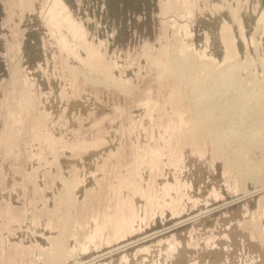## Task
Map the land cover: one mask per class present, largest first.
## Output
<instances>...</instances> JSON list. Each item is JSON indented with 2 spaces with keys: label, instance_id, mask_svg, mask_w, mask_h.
Here are the masks:
<instances>
[{
  "label": "rangeland",
  "instance_id": "rangeland-1",
  "mask_svg": "<svg viewBox=\"0 0 264 264\" xmlns=\"http://www.w3.org/2000/svg\"><path fill=\"white\" fill-rule=\"evenodd\" d=\"M47 1L0 0V264L72 263L192 215L93 264H264V128L255 136H262L259 143L250 139L260 116L244 115L245 123L237 105L225 106L223 113L233 112L220 120L231 119L233 126H226L219 110L198 102L210 89L218 102L243 87L241 106L264 93V0H65L90 41L88 51L77 39L71 44L97 74L86 82L82 72L67 69L58 40L43 24ZM187 50L214 66L177 64ZM118 80L129 90L115 86ZM27 97L34 105L22 109ZM252 100L247 107L260 102L258 95ZM232 131L247 134L228 140ZM6 133L11 140L2 139ZM46 133L61 142L104 140L79 150L59 144L54 160ZM240 138L250 142L236 151ZM59 166L77 190L70 208L57 196L64 190L54 174ZM246 172L253 178L248 194L241 192ZM50 236L66 251L62 263L48 257Z\"/></svg>",
  "mask_w": 264,
  "mask_h": 264
},
{
  "label": "bare ground",
  "instance_id": "bare-ground-1",
  "mask_svg": "<svg viewBox=\"0 0 264 264\" xmlns=\"http://www.w3.org/2000/svg\"><path fill=\"white\" fill-rule=\"evenodd\" d=\"M239 2V1H238ZM22 3V2H21ZM172 4V3H171ZM174 4V3H173ZM224 5V4H223ZM244 5V4H243ZM178 6V5H177ZM189 6V5H188ZM182 7V6H181ZM185 7V6H184ZM190 7H192V6H190ZM182 12L185 10V8H184V10L182 9V8H180V7H178ZM188 8V7H187ZM186 8V9H187ZM227 8H229V7H227ZM231 8V7H230ZM192 9V8H191ZM190 9V10H191ZM264 10V9H263ZM166 11V10H165ZM233 11V10H232ZM235 11V10H234ZM259 11V10H258ZM172 12V11H171ZM181 12V13H182ZM236 12H238V11H236ZM240 12V11H239ZM255 12V11H254ZM264 12V11H263ZM262 12V13H263ZM180 13V12H179ZM186 13V12H185ZM231 13V12H230ZM233 13V12H232ZM231 13V14H232ZM171 14V13H170ZM237 15H238V13H237ZM236 14H233V16H231L232 18H234V20H236V22L235 23H237V20H238V16H237ZM262 15V14H261ZM264 15V14H263ZM40 16H41V18L43 19V21H44V23L43 24H45V25H47L46 26V28L48 27L49 28V33H50V35L52 36V37H54V39L56 38L57 40H58V42L57 43H59L58 45V47L60 48H62V51H60V52H63V53H61V54H63L62 55V58H63V61L66 63V66H67V69L71 72V73H79V72H82L83 73V80L86 82L88 79H89V81L90 80H94V78H95V76L97 75V74H95V76L94 75H92L91 74V71H93V68H91L89 65H88V60H86V59H84V58H82V57H80L77 53H74V51L72 50V47H71V44H75V41L73 42V38H74V40L75 39H77L76 41V44L78 43V45L80 46V48L82 47L83 49H85L86 51H88V49L90 48V41H88V39L86 38V30H85V27H84V25L82 24V23H80V20H78V19H76L73 15H72V12H71V8H69L68 7V5H67V3H66V1L65 0H48L47 1V4L43 7V9H41V11H40ZM246 17V16H245ZM11 18V17H10ZM253 18V17H252ZM262 19V18H261ZM240 20V19H239ZM238 20V21H239ZM247 21V20H246ZM261 21V20H260ZM260 21H258L257 23H259ZM263 21H261V23H262ZM241 24V23H240ZM239 24V25H240ZM260 25V24H259ZM258 24H257V26L258 27H261V26H259ZM263 26H264V24H262ZM262 26V27H263ZM232 27V26H231ZM257 27V28H258ZM261 27V28H262ZM244 28V27H243ZM256 28V27H255ZM242 29V28H241ZM227 30V29H226ZM243 30V29H242ZM259 30V29H258ZM244 31V30H243ZM242 31V32H243ZM254 31V30H253ZM257 31V30H256ZM263 31V30H262ZM224 36L226 37V39H227V41L229 42V38L231 37V33H230V31L228 32H226L225 30H224ZM251 33V32H250ZM240 34H242L241 33V31H240ZM244 34V33H243ZM242 34V35H243ZM253 34V33H252ZM49 35V36H50ZM245 35V34H244ZM50 36V37H51ZM254 36V35H253ZM264 36V35H263ZM178 39L179 38H181V37H177ZM178 39H176V40H178ZM225 39V38H224ZM225 39V40H226ZM176 40H175V42H176ZM256 40V39H255ZM178 41H181L182 42V40H178ZM226 41V44H228V42ZM73 42V43H72ZM174 42V43H175ZM255 42V41H254ZM175 44H177V43H175ZM231 44V41L229 42V45ZM73 46V45H72ZM75 47L77 46V45H74ZM231 46V45H230ZM246 46H247V44H246ZM227 47V46H226ZM61 48H60V50H61ZM77 48V47H76ZM80 48L79 49H77V50H80ZM83 49H81V51H83ZM255 49V48H254ZM105 50V49H104ZM258 50V49H257ZM93 51V50H92ZM92 51L90 50L89 52L90 53H92ZM256 51V50H255ZM31 52V51H30ZM30 52H29V56H32L33 54H32V52H31V54H30ZM76 52V51H75ZM85 52V51H84ZM95 52V51H94ZM93 52V53H94ZM105 52V51H104ZM28 53V52H27ZM78 53H80V52H78ZM86 53V52H85ZM88 53V52H87ZM185 53V52H184ZM98 54V53H97ZM171 54V53H170ZM170 54H169V56H170ZM27 55V54H26ZM88 55H90L89 53H88ZM101 55V54H100ZM102 55H104L103 53H102ZM101 55V56H102ZM28 56V57H29ZM95 56V55H94ZM94 56H92V57H94ZM185 56H186V59H178L177 61H176V63L177 64H185V63H187L189 60H191V61H194V64L195 65H198V66H202L203 64H209L210 63V65L209 66H211L212 64H211V62L210 61H205V62H202V61H198V60H196L195 59V57H196V55L194 54V53H192L191 52V50L190 51H186V54H185ZM90 57V56H89ZM171 57V56H170ZM177 57V56H176ZM99 58V61H101V60H104V59H101L100 60V58L101 57H99V54H98V56H97V58L95 57V59L97 60ZM238 58V57H237ZM234 59V58H233ZM240 59V58H239ZM74 60H77V62L79 63V64H83L85 67H84V69L83 68H81L80 67V65H73L72 63L74 62ZM95 60V61H96ZM175 60H176V58H175ZM236 60V59H235ZM237 61V60H236ZM236 61H233V68H234V70L235 69H237V68H239V63H237ZM75 63V62H74ZM105 63H107V65L109 64L108 62H105ZM175 63V62H174ZM193 63V62H192ZM245 63L248 65V67L247 68H249L250 66H251V63H250V61L248 60V59H246L245 60ZM96 64V63H95ZM230 64V62H228V65ZM240 64H242V63H240ZM107 65H104V66H106L107 67ZM11 66V65H10ZM82 66V65H81ZM109 66V65H108ZM113 66H115L114 64H113ZM180 66H182L183 68H184V65H180ZM197 66V67H198ZM200 66V67H201ZM214 65H212V67H213ZM19 67H20V64H19V62H15V64L11 67L12 69V73L13 74H15L16 75V73H18V71H19ZM226 67H229V66H226ZM225 67V68H226ZM113 68V67H112ZM111 68V66L109 67V68H107V69H112ZM177 68V67H176ZM179 68V67H178ZM263 68V67H262ZM106 69V70H107ZM196 69V68H195ZM214 69V68H213ZM231 69V68H230ZM113 70V69H112ZM264 70V69H263ZM180 71V70H179ZM235 71H237V70H235ZM94 72V71H93ZM92 72V73H93ZM182 73V72H181ZM181 73H179V74H181ZM223 73H225V72H223ZM232 73H233V75H234V72L232 71ZM228 74V73H227ZM17 75H19V74H17ZM75 75V74H74ZM225 75V74H224ZM30 76V75H29ZM73 76V75H72ZM94 76V77H93ZM183 76V75H182ZM227 76V75H226ZM225 78V77H224ZM228 78V77H227ZM250 78V77H249ZM107 79V78H106ZM134 79V78H133ZM231 79V78H230ZM230 79H227V81H225L226 83H225V85L226 84H228V80H230ZM187 80V79H186ZM189 80V79H188ZM225 80V79H224ZM105 81V80H104ZM232 81V80H231ZM235 81V80H234ZM234 81H232L233 83H234ZM27 82V81H26ZM107 82V81H106ZM125 83V82H124ZM124 83H122V81L120 82L119 80H118V82H116L115 83V86H119V88L120 89H122L123 91L124 90H129L128 88L130 87L129 85H128V87H126V83L124 84ZM133 83V82H132ZM230 83V82H229ZM232 83V84H233ZM13 84V83H12ZM130 84V83H129ZM216 84V83H215ZM133 85V84H132ZM214 85V84H213ZM218 85V84H217ZM224 85V86H225ZM238 85H239V83H237V85L235 86V87H238ZM241 85V84H240ZM216 86V85H215ZM228 86V85H227ZM231 86V88H232V85H230ZM230 86H229V88H230ZM132 87V86H131ZM217 87H220V86H217ZM226 87V86H225ZM233 87H234V85H233ZM252 87V86H251ZM250 87V88H251ZM221 88V87H220ZM226 88H228V87H226ZM228 88V89H229ZM240 88V87H239ZM243 88V87H242ZM241 88V91H243V89ZM249 88V89H250ZM235 89V88H234ZM211 90V89H210ZM209 90V91H210ZM212 90H214V86H213V89ZM222 90V89H221ZM220 89L218 90L217 89V91H221ZM225 90H227V89H225ZM239 90V89H238ZM237 90V91H238ZM206 92V93H201L200 94V97L201 98H199L198 99V102H204L205 100H207V102H204L205 104H204V108L205 109H207V110H219V112H220V115H218L219 116V121L221 120H223L224 119V117H226L227 116V113L228 112H226V111H224V113L222 112L223 111V108L226 106H233L234 107V105H237V107L240 109V112H241V114H243V115H240L239 114V116L241 117H243L244 115L246 116V115H248V114H250V115H252V113H253V116H255L257 113H258V115L260 116L259 117V121L257 122V120H255V117H257V115L254 117V121L255 122H257L255 125V127H253L254 129H252L251 131V135H252V137H250V139H252L253 140V138L255 139V136H258L259 134V132L261 131V129H263L264 128V93H261L262 91H260V93L259 94H257L258 95V97L260 98V102H261V104L262 105H260L258 102H257V104L256 103H254L255 104V106L254 105H252V107L253 108H255L256 107V110H252V107L251 108H249V107H247V106H249L248 105V102H249V100L251 99V103L253 104V102H256L257 100H255V101H253L252 100V98L254 97V96H257V95H253V97L251 98V97H248V96H250V95H247V97H248V100H246L247 98H246V95H244L245 96V100H246V102L245 101H243L244 103H246L247 105L245 106V105H242L241 106V102H242V98L241 97H243V100H244V96H241V95H243V93L244 92H242L241 94H240V92L241 91H239V93H238V95L237 96H235V94L233 95V93L230 95V93H229V95L230 96H232V98L231 99H229V100H227V98H226V100H224L225 99V97L223 98V97H219V99H218V102H217V100H213V99H215V98H211L210 96H209V93H211V91L210 92ZM252 91V90H251ZM125 92H129V91H125ZM213 92V91H212ZM215 92V91H214ZM213 92V93H214ZM233 92H234V90H233ZM236 92V91H235ZM264 92V91H263ZM222 94L223 92H219V94ZM215 94V93H214ZM213 94V95H214ZM227 94V93H226ZM225 94V95H226ZM237 94V93H236ZM240 94V95H239ZM245 94V93H244ZM246 94H247V92H246ZM251 94H253V93H251ZM218 95V94H217ZM224 95V94H223ZM216 96V95H215ZM235 96V97H234ZM24 96H22V98H23ZM227 97V96H226ZM222 98H223V101H226V102H224V104L221 106V108L219 107V105L221 104V102H220V104H218L219 103V101H220V99L222 100ZM250 98V99H249ZM240 99H241V102H240ZM19 100V99H18ZM27 104L24 106V107H22V109L24 108V109H28L27 107H29V105H34L33 103H34V100H33V98H31V97H27ZM222 101V102H223ZM253 101V102H252ZM24 102H25V100H24ZM148 102H150V101H148ZM238 102H240V104H239V106H241V107H239L238 106ZM19 103V102H18ZM76 103H78V101L76 102ZM151 103V102H150ZM243 103V104H244ZM152 104V103H151ZM82 105V104H81ZM71 106V105H70ZM77 106V105H76ZM149 106V105H148ZM20 107V106H19ZM26 107V108H25ZM147 107V106H146ZM152 107H154V105H152ZM195 107V106H194ZM225 107V108H226ZM82 108V107H81ZM149 108H151V107H147V109L149 110ZM198 108V107H197ZM201 108V107H200ZM235 108V107H234ZM249 108V109H248ZM199 109V108H198ZM251 109V110H250ZM30 110H31V108H30ZM148 110H147V112H148ZM196 110V109H195ZM224 110H226V109H224ZM227 110H229V108H227ZM19 111H20V109H19ZM231 111V110H230ZM229 111V112H230ZM21 112V111H20ZM218 112V113H219ZM225 112H226V116H225ZM255 112V113H254ZM19 113V112H18ZM210 113H212V112H210ZM15 114V113H14ZM20 114V113H19ZM232 114H233V112H232ZM232 114H230L231 116H232ZM237 114V113H236ZM255 114V115H254ZM18 115V114H17ZM17 115L15 114V116H16V118H17ZM230 115H228V116H230ZM19 116V115H18ZM227 116V117H228ZM234 116H235V114H234ZM253 116H250V118L251 117H253ZM20 117V116H19ZM27 117V116H26ZM241 117V118H242ZM247 117V116H246ZM246 117H243V118H246ZM218 118V117H217ZM237 118V120L238 119H240V118H238V116L236 117ZM242 118V119H243ZM258 118V117H257ZM20 119H23V118H21L20 117ZM19 119V120H20ZM35 119V118H34ZM104 119V118H103ZM247 119L248 118H246V119H243V120H245L244 122L245 123H249V120L247 121ZM36 120V119H35ZM217 120V121H218ZM231 120V119H230ZM229 119L226 121H224V122H221L220 121V123L222 124V123H224L225 125H226V122H228V121H230ZM243 120H241L240 122L241 123H243ZM23 120H21V122H22ZM38 121H39V119H38ZM41 121V120H40ZM44 121V120H43ZM216 121V120H215ZM214 121V122H215ZM216 121V122H217ZM218 121V122H219ZM247 121V122H246ZM33 122H35V121H33ZM42 122V121H41ZM46 122V121H45ZM218 122H217V124H218ZM238 122V121H237ZM251 122H252V124H253V121L251 120ZM250 122V123H251ZM15 123V122H14ZM219 123V124H220ZM232 122L230 121V124H231ZM241 123H239V124H241ZM11 124H13V123H11ZM34 124H36V122L34 123ZM229 123H227V125H228ZM229 124V125H230ZM251 124V125H252ZM37 125V124H36ZM38 125H39V123H38ZM37 125V126H38ZM225 125H222V126H225ZM226 125V126H227ZM232 125V124H231ZM230 125V126H231ZM245 125V124H244ZM243 125V126H244ZM247 125V124H246ZM40 126H41V124H40ZM39 126V127H40ZM43 126V125H42ZM230 126H229V129H230ZM233 126V125H232ZM248 126V125H247ZM249 126H250V124H249ZM248 126V127H249ZM252 126H254V125H252ZM251 126V127H252ZM246 127V126H245ZM35 128V127H34ZM41 129H42V127H40ZM234 128H237V127H233V129ZM38 129V128H37ZM228 129V130H229ZM232 129V128H231ZM243 129H245V128H243ZM248 129V128H247ZM230 131V130H229ZM234 131V130H233ZM232 131V133H230V134H232V135H230L232 138H227L228 140L229 139H233V137L235 138V139H237V136L240 134H238V133H234V132H236V131H234L233 132ZM243 131H245V130H243ZM262 131H264V130H262ZM261 131V132H262ZM226 132V131H225ZM238 132V131H237ZM227 133H228V131H227ZM242 133V132H241ZM262 133H264V132H262ZM262 133H260L261 135H262ZM36 134V133H35ZM39 134H40V132H38V136H39ZM246 132H245V135H243V134H240V135H243V136H246ZM256 134H258V135H256ZM239 135V136H240ZM250 134H248L247 136H251ZM35 136V135H34ZM236 136V137H235ZM239 136H238V138H239ZM242 136V137H243ZM241 137V136H240ZM5 138V140L7 139H12V135H10L9 133H6V135L4 134L3 135V138L2 139H4ZM245 138V137H244ZM243 138V139H244ZM262 138V136L260 137V138H258V141L255 139L254 141L255 142H258L259 143V140ZM264 138V137H263ZM262 138V139H263ZM10 139V140H11ZM39 139V138H38ZM43 140H45L46 141V143H48L49 144V146H51V148H52V155H53V158H54V160L55 159H57V150L59 149V147H60V145L59 144H62V145H66V146H68V147H70V149L71 150H79V149H84V148H90L91 146H97V145H99V144H101L102 142H103V140H104V138H103V140L102 139H92V140H89V141H87V140H85V139H83V140H79V141H74V142H61V141H53L52 140V138L46 133V134H44V136H43V138H42ZM235 139H233V140H235ZM249 138H246V139H244V141H246V142H248L249 140H250ZM226 139H224V141H225ZM239 140V139H238ZM222 141V140H221ZM237 141V140H236ZM236 141H233L234 143L233 144H235V142ZM240 141H241V138H240ZM240 141H237V142H239L238 144H237V146L238 147H236V151H237V149H241V150H243L244 148L243 147H245V146H247V145H245V143L246 142H240ZM254 141H251L252 143H255ZM61 142V143H60ZM227 142V141H226ZM250 142V141H249ZM248 142V143H249ZM247 143V144H248ZM250 144V145H253V144ZM103 144H105V143H103ZM227 144V143H226ZM229 144V143H228ZM245 145V146H244ZM249 144H248V146H250ZM262 145V146H261ZM95 146V147H96ZM229 146H230V144H229ZM254 146V145H253ZM259 146H261L260 148H263L264 147V145H263V143L261 144L260 143V145ZM259 146H257V147H259ZM220 147V146H219ZM222 147V146H221ZM226 147H228L227 145H226ZM225 147V145H224V147H223V149H225L226 148ZM256 147V146H255ZM102 148V147H101ZM230 149H231V147H229ZM243 148V149H242ZM246 148V147H245ZM248 148V147H247ZM221 149V148H220ZM223 149H221L222 151H224ZM220 150V151H221ZM226 150V149H225ZM240 150V151H241ZM260 150H262V149H260ZM264 150V149H263ZM230 151V150H229ZM236 151H235V153H236ZM264 153V152H263ZM237 154V153H236ZM238 154H239V151H238ZM234 155V154H233ZM241 154H239V156H240ZM236 156V155H235ZM239 156H237L238 157V160H239ZM231 158H233V156L231 157ZM230 158V160H232ZM241 158V157H240ZM235 159H236V157H235ZM229 160V161H230ZM238 160H235V161H237V163H238ZM32 161V160H31ZM234 161V160H233ZM233 161H231V166L233 165ZM57 162V161H56ZM240 162H243V159L241 158V161ZM245 162V161H244ZM54 163V162H53ZM236 163V162H235ZM52 164V163H51ZM57 164H58V162H57ZM53 165V164H52ZM245 165V163L242 165L243 167H246V166H244ZM235 167V166H234ZM241 167V166H240ZM240 167L239 168H237V169H239L240 170ZM244 169H246V168H242V170H244ZM238 170V171H239ZM248 171V170H247ZM241 172H245V171H241ZM250 172H252L251 171V169H250ZM250 172H246L243 176H244V184H243V188L241 189L242 191V193H251V192H253V191H250L251 189H250V187H252V185L251 184H248V180H250V183H251V181L253 182V180H251V179H253L252 178V176H251V174L253 173H250ZM240 173V172H239ZM31 174V173H30ZM55 175H56V177H57V179L59 180V182L61 183V185H63V188H64V190H62L61 192H58V195L57 196H59V198H60V200H59V202L61 201V199H64L65 200V204H67V205H69V208H70V206H71V204H73V203H75V197H76V195H77V190H74L73 189V186H72V182L70 181V178H69V176L64 172V170L62 169V167L61 166H59V169L54 173ZM241 176H242V174H241ZM240 176V177H241ZM242 176V177H243ZM241 177V178H242ZM257 178V177H256ZM255 178V179H256ZM33 182V181H32ZM246 182V183H245ZM242 183H243V181H242ZM35 184V183H34ZM261 184V183H260ZM93 186V185H92ZM260 186V185H259ZM262 186H264V184L263 185H261V187ZM255 187V186H254ZM34 188H35V186H34ZM34 188H33V190H34ZM81 188V187H80ZM256 189V188H255ZM254 189V190H255ZM37 190V189H36ZM88 191V190H87ZM60 193V194H59ZM49 195V194H48ZM246 195V194H245ZM78 197V196H77ZM237 199V198H236ZM235 200V199H234ZM77 201V200H76ZM78 202V201H77ZM229 202V201H228ZM234 202V201H233ZM231 203V202H230ZM64 204V205H65ZM76 204V203H75ZM224 204V203H223ZM226 204V203H225ZM228 204V203H227ZM73 207H74V205H73ZM217 207H219V205H217V206H214L212 209H210V210H213V209H215V208H217ZM58 210V209H57ZM48 211V210H47ZM207 211V210H206ZM53 212H55L54 211V209H53ZM194 217H196L195 215L193 216H188V217H185V218H183V219H179V220H176V221H173V222H171V223H168V224H166V225H160L158 228H155V229H153V231H148L146 234H143V235H140V236H138L137 238H134V239H131V240H128V241H126V242H124L122 245H119L118 247H112V248H110V249H108V250H106V251H104V252H96V253H93V255L92 254H90V255H88V256H86V258H84V259H75L72 263H68V264H93V262H95L96 261V259H98V258H101V257H106V256H108V255H110V254H112V253H114V251H119V250H122L123 248H125V247H128V246H132L133 244H138L139 242H142V241H145V240H148V239H151V238H153L154 236H157V235H160V234H164L165 232H168V230H171V229H173V228H175V227H178V226H181V225H183V223H185V222H188L189 220H191V218H194ZM256 226V225H255ZM49 240H50V242L52 243V246H53V248H54V252L52 253V254H49V256L48 257H50L51 259H53L56 263H62L63 262V259H64V257H65V250L63 251L62 250V246H61V244L62 243H60V239H59V237H57V236H50L49 237ZM66 240H68V239H66ZM73 257V256H72ZM76 257V256H75ZM77 258V257H76ZM64 264H67V263H64Z\"/></svg>",
  "mask_w": 264,
  "mask_h": 264
}]
</instances>
